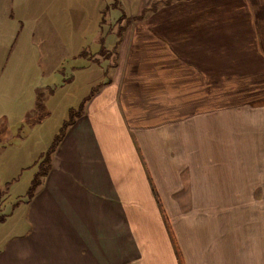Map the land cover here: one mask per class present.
<instances>
[{
	"label": "crops",
	"instance_id": "1",
	"mask_svg": "<svg viewBox=\"0 0 264 264\" xmlns=\"http://www.w3.org/2000/svg\"><path fill=\"white\" fill-rule=\"evenodd\" d=\"M97 2L98 25L111 7L131 20L112 29L106 80L80 103L47 177L16 202L23 216L0 264H264V216L249 243L242 221L225 216L222 231L184 210L215 207V135L199 129L233 102L264 110V0Z\"/></svg>",
	"mask_w": 264,
	"mask_h": 264
},
{
	"label": "rangeland",
	"instance_id": "2",
	"mask_svg": "<svg viewBox=\"0 0 264 264\" xmlns=\"http://www.w3.org/2000/svg\"><path fill=\"white\" fill-rule=\"evenodd\" d=\"M98 4L97 0H0V190L4 194L0 218L5 217L0 244L17 231L24 208L15 204L28 196L40 167L46 168L42 153L70 118L71 108L78 113L82 100L106 80L100 66L107 69L113 61L108 50L116 38L112 29L131 20H118L111 7L105 11V23L98 25L103 18ZM100 28L101 42L96 46ZM234 103L230 111L215 113L214 127L199 129L200 136L215 135L217 160L214 166L209 161L216 189L209 200L215 207L184 210L194 211L201 222L215 217L222 231L225 216L233 226L242 221L250 243L256 217L264 216V110ZM37 142L38 153L35 150L27 158ZM200 146L209 153L207 145ZM227 188L232 191L224 192ZM224 199L231 207H224Z\"/></svg>",
	"mask_w": 264,
	"mask_h": 264
},
{
	"label": "trees",
	"instance_id": "3",
	"mask_svg": "<svg viewBox=\"0 0 264 264\" xmlns=\"http://www.w3.org/2000/svg\"><path fill=\"white\" fill-rule=\"evenodd\" d=\"M80 110L82 111V108H80ZM80 112V111H79ZM79 112L76 113L74 111H71V115L70 118L64 123V126L62 127L60 133L58 134V136L55 138L53 144L51 145V147L49 148V150L46 152V154H44V159L45 163H46V168L42 169L40 167V173L39 176L34 180L29 193H28V198H31L35 192L38 186H40L43 182V180L45 179V177H47L48 173L50 172L51 169V163H52V159H53V155L57 150V147L59 145V143L61 142L62 138L64 137L67 129L74 123V121L76 120V118L79 115ZM4 196L3 192L0 190V199ZM5 217L2 216L0 218V222L4 219Z\"/></svg>",
	"mask_w": 264,
	"mask_h": 264
}]
</instances>
